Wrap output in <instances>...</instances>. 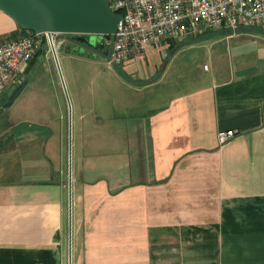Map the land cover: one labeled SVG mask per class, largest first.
<instances>
[{
  "label": "crops",
  "instance_id": "obj_1",
  "mask_svg": "<svg viewBox=\"0 0 264 264\" xmlns=\"http://www.w3.org/2000/svg\"><path fill=\"white\" fill-rule=\"evenodd\" d=\"M23 31L0 10V41ZM181 52L187 86L170 72ZM40 55L50 69L44 47L28 68ZM118 66V105L101 92L0 119V264H68V247L70 264H264V29L203 31Z\"/></svg>",
  "mask_w": 264,
  "mask_h": 264
},
{
  "label": "built area",
  "instance_id": "obj_2",
  "mask_svg": "<svg viewBox=\"0 0 264 264\" xmlns=\"http://www.w3.org/2000/svg\"><path fill=\"white\" fill-rule=\"evenodd\" d=\"M111 11L119 13L109 44V65H119L147 46L161 42H180L203 31H235L243 26L264 29V0H107ZM57 33H23L0 41V95L10 85H17L26 67L41 47L54 49ZM205 67V66H203ZM235 133L233 128H218V144Z\"/></svg>",
  "mask_w": 264,
  "mask_h": 264
},
{
  "label": "rangeland",
  "instance_id": "obj_3",
  "mask_svg": "<svg viewBox=\"0 0 264 264\" xmlns=\"http://www.w3.org/2000/svg\"><path fill=\"white\" fill-rule=\"evenodd\" d=\"M60 37L58 34L54 37V51L60 74H58L53 55L50 51L47 52L51 63V70L44 56H37L31 67L28 68L29 71L27 69L26 74L21 75L20 82L25 77H28V80L12 103L4 107V111L0 113L1 120H4L7 112H13L14 116H16L17 108H21L20 113L24 115L22 111L23 105H75L77 98L81 100L80 105H98V97L101 92L105 93L103 105H118L117 96H119L120 89L122 88L118 72L122 71L121 68L118 65L111 66L107 64L105 59L96 58L94 61L80 59V56L86 54L73 46L60 47L58 42L63 41ZM160 53L163 56V60H167L170 56L169 50H164ZM188 55L189 53H179L170 67V72L174 74V81L179 79L176 78V74H180L181 79L178 80L180 86L182 84L184 86L191 84L189 83L191 81L189 73L191 65L187 64V60H190L187 58ZM181 60L184 63H181ZM12 86H9L3 93H10L13 89ZM164 88V85L159 84L158 89L154 88L153 90L161 91ZM175 88L177 87L174 86L173 89ZM67 112L66 108L64 113L65 119L67 118ZM66 121L64 122L67 131ZM60 141L63 157L67 163V135L65 136L64 134Z\"/></svg>",
  "mask_w": 264,
  "mask_h": 264
},
{
  "label": "water",
  "instance_id": "obj_4",
  "mask_svg": "<svg viewBox=\"0 0 264 264\" xmlns=\"http://www.w3.org/2000/svg\"><path fill=\"white\" fill-rule=\"evenodd\" d=\"M0 10L18 27L35 32H46L48 38L52 32L59 36L88 35V39L81 44V47L95 53H98L104 40L111 41L120 19L119 13L109 9L107 0H0ZM58 43L60 47H66L63 41ZM44 50H48L46 46ZM50 52L56 62L54 49ZM107 58L108 54L104 59ZM27 80L28 77H25L8 95H0V106L10 105ZM69 185L70 179H68V205ZM68 264H70L69 247Z\"/></svg>",
  "mask_w": 264,
  "mask_h": 264
},
{
  "label": "flooded vegetation",
  "instance_id": "obj_5",
  "mask_svg": "<svg viewBox=\"0 0 264 264\" xmlns=\"http://www.w3.org/2000/svg\"><path fill=\"white\" fill-rule=\"evenodd\" d=\"M98 36H94L96 38ZM63 42L64 46H73L74 48H77L78 50L82 51V53H85L89 56L104 59L106 54H108L109 51V44L105 42V40L102 42V46L98 50V53H95L87 48L81 47L82 43H85L88 39V35H82V34H64L60 37ZM99 38V37H98Z\"/></svg>",
  "mask_w": 264,
  "mask_h": 264
},
{
  "label": "trees",
  "instance_id": "obj_6",
  "mask_svg": "<svg viewBox=\"0 0 264 264\" xmlns=\"http://www.w3.org/2000/svg\"><path fill=\"white\" fill-rule=\"evenodd\" d=\"M7 36H12L11 34H9V35H7ZM29 63H30V61H29ZM29 63H28V65H27V67H26V70L28 69V67H29ZM25 70V71H26Z\"/></svg>",
  "mask_w": 264,
  "mask_h": 264
}]
</instances>
